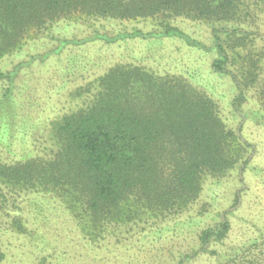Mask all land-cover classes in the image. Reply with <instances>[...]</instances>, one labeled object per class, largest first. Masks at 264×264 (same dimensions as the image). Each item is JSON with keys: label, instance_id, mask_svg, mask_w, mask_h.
Segmentation results:
<instances>
[{"label": "trees", "instance_id": "16d2710c", "mask_svg": "<svg viewBox=\"0 0 264 264\" xmlns=\"http://www.w3.org/2000/svg\"><path fill=\"white\" fill-rule=\"evenodd\" d=\"M260 13L264 0H0V59L19 52L58 21L93 25L100 19L142 21L152 28L114 34L94 29L88 41L172 37L189 49L207 51L175 25L178 18L199 21L210 27L214 71L229 74L236 83L233 113L264 126V35L251 28ZM62 43L61 48L79 42ZM61 48L44 52L42 59ZM34 57L0 69V81L9 85L2 98ZM105 68L67 93V111L43 123L34 154L0 159V216L13 231L27 230L20 196L30 194L42 196L39 205L46 199L62 205L93 243L133 227L174 221L199 199L206 179L219 181L249 161L252 145L227 125L218 102L184 74L134 62ZM248 91L256 107L242 111ZM2 98L0 135L9 138L16 123ZM225 216L196 232L198 248L207 250L227 237ZM253 224L257 234L248 242L213 252L216 264H264V213ZM3 257L0 251V262Z\"/></svg>", "mask_w": 264, "mask_h": 264}, {"label": "rangeland", "instance_id": "374dc122", "mask_svg": "<svg viewBox=\"0 0 264 264\" xmlns=\"http://www.w3.org/2000/svg\"><path fill=\"white\" fill-rule=\"evenodd\" d=\"M175 25L210 50L189 49L172 37L147 41L126 38L112 43L88 41L94 29L114 34L124 29L152 28L142 21L100 19L93 25L58 21L19 52L2 57L0 69L5 71L37 55L18 71L11 91L3 98L0 96L10 105L8 110L16 123L12 136L0 135V159L12 161L34 154L46 127L43 123L67 111V93L71 89L102 73L108 65L134 62L158 72L184 74L214 98L227 125L235 127L242 140L252 145L246 166L241 165L219 181L206 179L199 199L174 220L176 224L167 221L145 229L133 227L94 243L80 233L62 205L48 199L39 205L37 201L42 196L22 195L20 213L27 230L13 231L8 228V219L0 216V251L4 253L0 264H216L213 252H226L257 234L253 222L264 213V126L256 124L249 115L238 117L233 113L237 86L229 74L212 67L217 55L212 48L210 27L183 18H178ZM251 28L264 35V13L259 14ZM64 40L79 43H67L61 48ZM55 48L62 51L42 59L44 52ZM8 86L6 80L0 81V95ZM247 96L248 101L240 106L242 111L256 107L251 91ZM226 211L229 213L225 216ZM197 213L199 216H195ZM218 215L225 216L230 223L227 237L209 244L207 250L198 248L196 232L214 224ZM186 253L191 254L180 262L181 255Z\"/></svg>", "mask_w": 264, "mask_h": 264}]
</instances>
